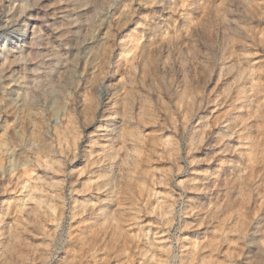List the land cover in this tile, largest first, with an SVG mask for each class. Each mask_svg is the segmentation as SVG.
Returning a JSON list of instances; mask_svg holds the SVG:
<instances>
[{"label":"rangeland","instance_id":"1","mask_svg":"<svg viewBox=\"0 0 264 264\" xmlns=\"http://www.w3.org/2000/svg\"><path fill=\"white\" fill-rule=\"evenodd\" d=\"M1 52L0 264H264V0H0Z\"/></svg>","mask_w":264,"mask_h":264},{"label":"bare ground","instance_id":"2","mask_svg":"<svg viewBox=\"0 0 264 264\" xmlns=\"http://www.w3.org/2000/svg\"><path fill=\"white\" fill-rule=\"evenodd\" d=\"M13 16L11 17V19L13 18ZM16 18H17V16H16ZM16 31L22 33L19 35V37H16L17 38L16 44H20V45L18 46V48H15V49H18L19 53H21L23 48H25V47L31 48L34 45V43L37 41V39L40 38V36L37 35L39 32V28H37L35 25H31V24L28 25L27 24V25H24L23 29L22 28L17 29ZM3 57H7V55H6V53L4 54L1 52L0 53V59Z\"/></svg>","mask_w":264,"mask_h":264}]
</instances>
